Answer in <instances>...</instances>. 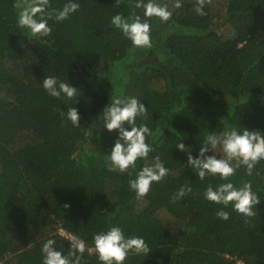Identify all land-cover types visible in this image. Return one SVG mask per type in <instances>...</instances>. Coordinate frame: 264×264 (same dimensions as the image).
<instances>
[{"label": "trees", "instance_id": "16d2710c", "mask_svg": "<svg viewBox=\"0 0 264 264\" xmlns=\"http://www.w3.org/2000/svg\"><path fill=\"white\" fill-rule=\"evenodd\" d=\"M14 2L0 0V264H42L49 239L67 254L66 236L85 241L81 264H101L93 236L112 226L152 250L129 252L124 264H264V225L255 217L245 224L232 206L203 195L209 184L250 181L264 199V160L250 176L241 165L228 180H200L176 148L183 142L195 158L210 132L264 135V0H212L205 16L195 13L196 0L179 9L160 0L173 15L150 19L151 49L134 47L110 23L117 13L143 16L135 0H75L80 8L67 20H49V37L18 27ZM67 2L50 0L49 11ZM46 76L76 87L77 103L48 95ZM116 96H135L148 109L136 123L151 130L154 151L132 176L108 170L118 132L104 128L102 112ZM69 107L78 109L79 127L60 117ZM155 156L169 174L138 198L128 181ZM185 184L192 192L173 203ZM221 208L227 221L216 216Z\"/></svg>", "mask_w": 264, "mask_h": 264}, {"label": "clouds", "instance_id": "9594fccd", "mask_svg": "<svg viewBox=\"0 0 264 264\" xmlns=\"http://www.w3.org/2000/svg\"><path fill=\"white\" fill-rule=\"evenodd\" d=\"M122 0H116L118 6ZM212 0H196L194 11L199 16H205L206 4ZM183 5L181 0H174L173 8L179 9ZM13 7L18 10L17 25L20 28L30 30L32 36L49 37L52 28L49 20L56 22L67 20L71 14L77 12L80 4L75 0H68L61 10L52 9L49 11L50 0H15ZM134 7L143 9V16L132 13L125 17L117 13L111 17V25L119 29L123 36L130 40L136 48H152L150 19L158 18L161 22H168L173 13L166 3L160 0H135ZM43 89L53 98H66L75 100L77 103V88L68 81H62L55 76H46L42 82ZM59 111L62 120H68L74 127L80 126V115L76 107H69L67 112ZM148 109L141 100L135 96H116L110 100V104L103 109L102 116L104 128L109 132H118V137L107 155L109 171L132 172L128 170L136 168V162L140 159H147L154 151L153 147L146 142L151 130L146 124L137 125V117L147 118ZM218 146L222 149L223 156L216 155ZM176 148L187 153V164L196 170L200 180L209 175H219L221 179L228 180L235 175L241 165L245 166L246 174L252 175L253 169L264 160V135L260 131H250L244 128L238 131L236 128L225 129L217 134L210 132L206 134L199 154L195 158L190 151H186L183 142L177 144ZM212 153L208 155L207 153ZM152 165H146L135 172V178L128 181L130 190L134 191L138 198H143L149 193L153 182L159 183L164 180L169 169L165 167L159 156L154 157ZM233 161H236L233 166ZM192 192L190 184L182 185L174 193L172 202L183 199ZM204 198L209 202L223 205L227 208L229 204L237 213L245 219L254 217L257 213L253 209L261 203L258 195L252 190L250 181L244 182L242 186L236 187L231 182L213 186L209 184L204 190ZM64 208L70 207L65 204ZM216 216L224 221L230 218L229 212L223 208L217 210ZM95 252L101 264H124L129 252L133 254H144L148 256L152 251L143 237L132 235L125 236L119 226H112L106 232H100L93 236ZM54 240H47L42 246V264H81L84 253L88 250L84 240L77 236L71 237V247L67 254L56 250L53 246Z\"/></svg>", "mask_w": 264, "mask_h": 264}, {"label": "rangeland", "instance_id": "374dc122", "mask_svg": "<svg viewBox=\"0 0 264 264\" xmlns=\"http://www.w3.org/2000/svg\"><path fill=\"white\" fill-rule=\"evenodd\" d=\"M226 34V32H225ZM219 153L222 155L223 152L219 151ZM261 203L259 205H257V207H255L253 210L256 211V215L255 217V222L256 225H264V199H260ZM230 206H232L231 204H229ZM233 209V208H232Z\"/></svg>", "mask_w": 264, "mask_h": 264}, {"label": "built area", "instance_id": "2783aa9c", "mask_svg": "<svg viewBox=\"0 0 264 264\" xmlns=\"http://www.w3.org/2000/svg\"><path fill=\"white\" fill-rule=\"evenodd\" d=\"M60 234H62L63 235V233L60 231ZM66 237H68L69 238V240L71 241V238L69 237V236H66Z\"/></svg>", "mask_w": 264, "mask_h": 264}]
</instances>
